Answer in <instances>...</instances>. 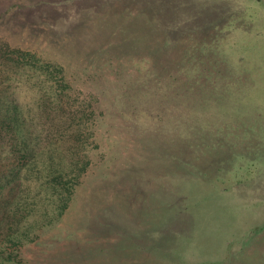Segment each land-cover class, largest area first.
<instances>
[{
	"label": "rangeland",
	"instance_id": "1",
	"mask_svg": "<svg viewBox=\"0 0 264 264\" xmlns=\"http://www.w3.org/2000/svg\"><path fill=\"white\" fill-rule=\"evenodd\" d=\"M0 42L92 110L89 165L26 264H264V0H0ZM138 89L154 122L132 121Z\"/></svg>",
	"mask_w": 264,
	"mask_h": 264
},
{
	"label": "trees",
	"instance_id": "2",
	"mask_svg": "<svg viewBox=\"0 0 264 264\" xmlns=\"http://www.w3.org/2000/svg\"><path fill=\"white\" fill-rule=\"evenodd\" d=\"M141 69L137 80L146 90ZM173 83L156 76L155 97L170 99ZM145 90L135 99L122 92L138 124L160 114L138 104L152 94ZM71 91L61 65L0 42V264H26L20 247L59 222L89 165L92 110L71 101Z\"/></svg>",
	"mask_w": 264,
	"mask_h": 264
}]
</instances>
